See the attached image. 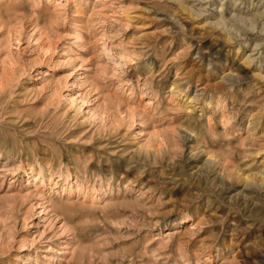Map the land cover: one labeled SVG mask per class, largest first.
Masks as SVG:
<instances>
[{
  "label": "rangeland",
  "instance_id": "1",
  "mask_svg": "<svg viewBox=\"0 0 264 264\" xmlns=\"http://www.w3.org/2000/svg\"><path fill=\"white\" fill-rule=\"evenodd\" d=\"M263 17L0 0V264H264Z\"/></svg>",
  "mask_w": 264,
  "mask_h": 264
},
{
  "label": "bare ground",
  "instance_id": "2",
  "mask_svg": "<svg viewBox=\"0 0 264 264\" xmlns=\"http://www.w3.org/2000/svg\"><path fill=\"white\" fill-rule=\"evenodd\" d=\"M183 7V6H182ZM190 9V8H189ZM262 15H260V18H262L261 17ZM237 18H239V17H237ZM264 18V17H263ZM239 19H241V18H239ZM242 21V20H241ZM248 61V60H247ZM231 80V79H230ZM228 81V80H227ZM190 102H192V99L190 100Z\"/></svg>",
  "mask_w": 264,
  "mask_h": 264
}]
</instances>
